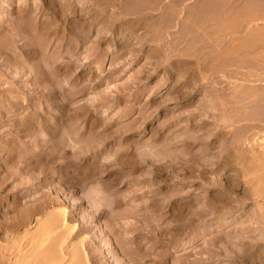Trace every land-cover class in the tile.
<instances>
[{"label": "rangeland", "instance_id": "obj_1", "mask_svg": "<svg viewBox=\"0 0 264 264\" xmlns=\"http://www.w3.org/2000/svg\"><path fill=\"white\" fill-rule=\"evenodd\" d=\"M93 237L112 264H264V0H0V257Z\"/></svg>", "mask_w": 264, "mask_h": 264}, {"label": "bare ground", "instance_id": "obj_2", "mask_svg": "<svg viewBox=\"0 0 264 264\" xmlns=\"http://www.w3.org/2000/svg\"><path fill=\"white\" fill-rule=\"evenodd\" d=\"M24 20V19H23ZM26 22V21H25ZM23 25V22L20 24V26L18 25L17 26V28H18V31L19 32H23L25 29V27L24 26H22ZM14 26V25H13ZM161 30V29H160ZM82 37H83V35H82ZM148 37V36H147ZM7 41H8V38H7ZM149 42V41H148ZM145 43V42H144ZM28 45V44H27ZM28 47H30L31 49H32V45H28ZM35 47V46H34ZM33 47V48H34ZM29 48V49H30ZM30 49V50H31ZM30 50H29V52H30ZM32 51V50H31ZM27 53H28V51H27ZM26 53V54H27ZM29 54V53H28ZM27 54V55H28ZM26 57V56H25ZM75 57V56H74ZM28 58V57H27ZM43 58V57H42ZM41 63H35L36 65H35V67H34V69H33V67H32V69H33V72H35L34 74H35V76H34V79H35V83L36 84H38V85H42V82L43 83H46L47 82V80L49 79V74L51 75V73L52 72H49V71H46L45 69H44V66L42 65V64H45L44 62H42V60L40 61ZM34 65V64H33ZM45 70V71H44ZM53 74V73H52ZM34 79H32V80H34ZM93 81V80H92ZM46 88V87H45ZM81 92V91H80ZM83 92V91H82ZM50 94V93H49ZM66 94V93H65ZM77 94V93H76ZM76 94L74 95V93L73 94H71V95H74L75 97H76ZM70 96V95H69ZM68 96V97H69ZM72 98H74L73 96H71ZM71 98V99H72ZM70 99V100H71ZM68 102H69V100H68ZM52 116V115H51ZM32 125V124H31ZM31 125H29V127L28 128H31L32 130H35V126H31ZM73 125V124H72ZM70 128V127H69ZM71 131V130H70ZM56 134V132H55V130L53 131V132H49V133H46L45 135H44V137H46V138H52L54 135ZM12 135V134H11ZM86 137V136H85ZM14 139V138H13ZM45 139V138H44ZM49 139V140H50ZM64 140V139H63ZM60 141H61V139H60ZM66 141V140H65ZM70 141V140H69ZM46 142V141H45ZM62 142V141H61ZM90 142V141H89ZM8 143V142H7ZM68 143V142H67ZM64 144V143H63ZM92 144V143H91ZM71 145V144H70ZM68 146V145H67ZM74 146V145H73ZM66 147V145L64 146V147H62L63 149H66L65 148ZM76 147V146H75ZM82 147V146H81ZM97 147V146H96ZM83 148V147H82ZM157 148V147H156ZM63 149H61L62 151H64ZM70 149H71V147H70ZM96 149V148H95ZM88 150V149H87ZM93 150V149H92ZM60 151V150H59ZM64 153V152H63ZM241 154V153H240ZM259 175V174H258ZM91 196V195H90ZM49 198V197H48ZM91 200V199H90ZM33 206V205H32ZM76 206V205H75ZM63 209V208H62ZM96 209V208H95ZM65 210V209H64ZM80 210V209H79ZM76 212V211H75ZM79 214H80V212H79ZM66 215V214H65ZM34 217V216H33ZM35 218V217H34ZM78 218V217H77ZM38 222V221H37ZM63 223H64V220H60V219H58V218H56V215H54V216H50V217H48L47 218V220L45 221V223H44V226L42 227V232L40 233V238L38 239V241L40 240V239H42V243L44 242V241H46L47 239H46V237L47 236H49V235H54V233H57L58 234V236H59V234L60 235H63L62 233H64V231L61 233V231H60V233H58V230H60L61 229V225H63ZM62 229H63V227H62ZM25 230V229H24ZM40 230V229H39ZM74 230V229H73ZM52 233V234H51ZM38 235V234H37ZM65 235V234H64ZM62 236V238H64L65 236ZM17 236V235H16ZM20 236H21V234H20ZM30 236V235H29ZM100 236V235H99ZM57 237V236H56ZM35 238V237H34ZM61 238V237H60ZM60 238H56V239H60ZM24 239H25V237H24ZM37 239V238H36ZM36 239L34 240V242H36ZM46 239V240H45ZM49 237H48V241H49ZM55 239V240H56ZM14 241V240H13ZM29 241H30V239H29ZM34 242H32L33 243V245L34 244H36V243H34ZM50 242V241H49ZM49 242H48V244H49ZM59 242H60V240H59ZM17 243H19V242H17ZM31 243V242H30ZM45 244L47 243V241L46 242H44ZM43 243V244H44ZM56 243H57V240H56ZM39 244H40V241H39ZM60 244H61V242H60ZM60 244L58 245V246H60ZM99 243H97L96 242V240L94 239V237L90 240V242H89V244H88V247H89V251H87V249H86V247H84L83 246V248H80L79 250H78V248H76L74 251L73 250H71L70 248L68 249L69 250V252L71 253L70 255H72L71 257H70V255H69V252L67 253V252H64L63 250H58V252H57V254L55 253V251H56V249H54L53 247V245H52V247H50L49 245V248L50 249H52V251L50 252V251H48V253H47V251L46 250H42L43 252L44 251H46L45 252V254L47 255H44V253L41 251V253H40V250L38 251L39 253H40V255L39 254H35V253H38V252H33V250L32 249H34V247L32 248V244H31V250H32V255L33 254H35L36 256H37V259H38V256H40L41 257V254L43 253V255L45 256V257H42L40 260H37L35 257V255H33L34 256V258H32V259H36L37 261H36V264H62L63 262H64V256L66 255V253H67V255H69L68 257H70V259L67 257V259H69V261H72V257L75 255H77L78 257V259L76 260L77 261V264H91V259H95V261L97 262V263H100V264H112V262L113 261H111V263H110V260L109 259H107V260H109V262L108 261H105L106 260V256H104L105 254H104V251L102 250V247H100V244L98 245ZM6 245H8V244H6ZM35 246V245H34ZM36 246H37V244H36ZM57 246V245H56ZM56 246H55V248H56ZM9 247V246H8ZM7 248V247H6ZM22 248H23V246H22ZM48 248V247H47ZM60 248V247H59ZM24 249H25V247H24ZM66 249V248H65ZM34 251H35V249H34ZM54 252V253H53ZM28 255H29V253H27ZM56 254V255H55ZM65 254V255H64ZM27 255V256H28ZM66 255V256H67ZM26 256V257H27ZM15 257V256H14ZM28 257H31L30 255L28 256ZM27 257V258H28ZM39 257V258H40ZM47 257H49V258H47ZM92 257V258H91ZM6 258V257H5ZM26 258V259H27ZM45 258H47V259H45ZM111 258V257H110ZM43 259V260H42ZM68 261V262H69ZM76 261H74V262H76ZM14 262V261H13ZM25 262V263H24ZM24 262L22 263V264H26V261L24 260ZM34 262H35V260H34ZM0 264H7V263H5L4 261H3V259H2V257H0ZM28 264V263H27ZM30 264H32L31 262H30ZM64 264H66V262H64ZM68 264H70V262L68 263ZM72 264V263H71ZM76 264V263H75Z\"/></svg>", "mask_w": 264, "mask_h": 264}, {"label": "crops", "instance_id": "obj_3", "mask_svg": "<svg viewBox=\"0 0 264 264\" xmlns=\"http://www.w3.org/2000/svg\"><path fill=\"white\" fill-rule=\"evenodd\" d=\"M173 10V9H172Z\"/></svg>", "mask_w": 264, "mask_h": 264}]
</instances>
